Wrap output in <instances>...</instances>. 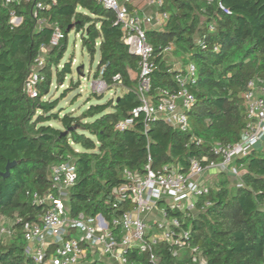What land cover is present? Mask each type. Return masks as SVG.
<instances>
[{
    "label": "trees",
    "instance_id": "obj_1",
    "mask_svg": "<svg viewBox=\"0 0 264 264\" xmlns=\"http://www.w3.org/2000/svg\"><path fill=\"white\" fill-rule=\"evenodd\" d=\"M39 1L50 2L0 0V173L15 162L9 175L0 174V225L3 217L22 219L12 225L14 232L7 241L0 238V264H37L26 253L22 229L39 220L43 207L34 205L28 192L49 191L55 164L73 160L77 169L68 201L72 216L81 212L111 216L107 199L124 181L125 168L143 173L149 163L156 171L174 164L188 172L195 158L207 156L218 162L214 144L234 143L246 129L242 95L248 83L256 77L264 81V0H165L162 10L170 14L166 25L147 32L156 64L151 93L175 92L176 75L193 62L197 80L190 86L196 98L189 111L191 130L182 131L163 119L146 122L141 114L134 127L119 131L117 123L141 104L136 93L140 57L124 43L116 12L97 0H56L50 8H37ZM219 1L232 10L231 15L219 9ZM13 10L23 17L19 26L10 23ZM55 25L65 37L49 47ZM72 30L82 33V47L92 60L100 54L95 77L127 91L90 105L80 115H61L54 112L61 98L50 94L73 72L75 57L63 63ZM42 46L48 47L41 69L44 79L39 95L30 97L25 85ZM168 46L182 67L176 68L166 56ZM80 85L75 83L72 89ZM52 120H59L63 128ZM235 163L242 171V185L220 172L210 193L199 199L196 216L186 222L205 264H264V147ZM206 200L212 205L203 209ZM157 253L160 264H200L189 252L173 256L164 244ZM132 257L137 264L147 258Z\"/></svg>",
    "mask_w": 264,
    "mask_h": 264
},
{
    "label": "built area",
    "instance_id": "obj_2",
    "mask_svg": "<svg viewBox=\"0 0 264 264\" xmlns=\"http://www.w3.org/2000/svg\"><path fill=\"white\" fill-rule=\"evenodd\" d=\"M12 1L6 0V3ZM97 1L116 12L117 23L124 32V43L131 53L140 57L136 93L141 104L129 117L120 120L116 129L125 131L134 127L136 118L143 114L146 122L163 119L182 131H190L189 111L196 102L190 86L197 80V67L193 62L176 75L178 88L175 92L161 89L157 94L151 93L156 64L155 49L147 32L166 25L170 14L162 10L165 0ZM55 3L56 0L39 1L36 5L37 8H50ZM218 7L225 14H232L222 1L218 2ZM45 21L41 19L39 23L44 24ZM22 22L23 17L15 10L11 11L10 23L19 26ZM209 27L210 30L215 29L213 24ZM64 37L63 30L55 25L49 47L59 45ZM199 43L204 44L201 40ZM172 49L168 46L166 54ZM215 49L218 50L219 46ZM47 50L48 47L42 46L26 82L25 92L30 97L39 95V84L44 79L41 69L45 65ZM115 79H120V75ZM92 88L101 94L112 86L99 77ZM242 97L247 115L246 129L241 139L234 143L214 144L213 153L221 158L218 162L210 161L207 156L201 160L195 158L188 172L180 171L174 164L156 171L149 163L143 173L125 168L124 181L112 190L107 199L112 206L111 216L101 212L96 215L81 212L72 216L68 201L77 180V169L73 160L55 164L51 169L49 191L45 194L28 192L33 204L43 207V213L39 220L23 226L26 253L37 264H137L133 254L146 255V260L139 264H160L157 249L164 244L173 256L189 252L194 262L205 264L206 258L200 248L192 244L191 229L186 226L187 220L198 213L199 199L210 193V187L201 184L197 178L208 169L217 168L242 185V171L236 160L248 156L264 143V81L258 77L252 79ZM211 205L212 201L206 200L202 208ZM21 220L19 216L14 221L3 217L0 238L12 236V225ZM7 221L12 225H5Z\"/></svg>",
    "mask_w": 264,
    "mask_h": 264
},
{
    "label": "rangeland",
    "instance_id": "obj_3",
    "mask_svg": "<svg viewBox=\"0 0 264 264\" xmlns=\"http://www.w3.org/2000/svg\"><path fill=\"white\" fill-rule=\"evenodd\" d=\"M71 57H75L73 72L67 76L63 85L60 87L54 85L51 90L50 96L53 98H61L54 112H61V115L67 112L80 115L90 105L105 103L110 99H116L125 92L124 87L121 85H114L111 89L101 94L93 91L92 84L97 79L95 77V72L99 63L100 54L98 52L94 60H92L91 55L82 47V33H77L75 30L69 33L68 49L65 53L63 63L68 61ZM167 57L173 64H179V66L182 67L183 62L177 56L168 53ZM78 67L80 68V72L77 71ZM71 80L73 81L72 83ZM78 82L81 83L80 87L72 89L74 84ZM51 124L63 128L59 120H52ZM262 147H264V143ZM5 225L11 226L12 222L7 221ZM7 238L8 237H3L1 239L7 241Z\"/></svg>",
    "mask_w": 264,
    "mask_h": 264
},
{
    "label": "crops",
    "instance_id": "obj_4",
    "mask_svg": "<svg viewBox=\"0 0 264 264\" xmlns=\"http://www.w3.org/2000/svg\"><path fill=\"white\" fill-rule=\"evenodd\" d=\"M150 10L151 9H149V11ZM169 53H171V52H169ZM174 65L176 66V68L180 67L179 64L178 65L174 64ZM124 89H125V92H126L127 89L125 87H124ZM261 148H262V146H261ZM219 173H220V171L217 168L208 169L202 176H200L197 179H198V181L201 184H205V185H208L210 187V186L214 185L217 182Z\"/></svg>",
    "mask_w": 264,
    "mask_h": 264
},
{
    "label": "water",
    "instance_id": "obj_5",
    "mask_svg": "<svg viewBox=\"0 0 264 264\" xmlns=\"http://www.w3.org/2000/svg\"><path fill=\"white\" fill-rule=\"evenodd\" d=\"M77 71L80 72V68H79V67H78ZM68 131H69V130H65V131L63 132V134H67ZM14 163H15V162L9 163L8 166H7V170H6V172H4V173L2 172V173H0V174H2V175H4V176L9 175V173H10V167H11Z\"/></svg>",
    "mask_w": 264,
    "mask_h": 264
}]
</instances>
